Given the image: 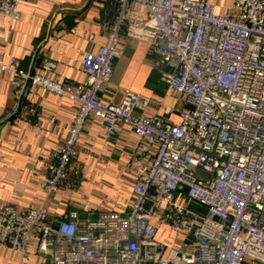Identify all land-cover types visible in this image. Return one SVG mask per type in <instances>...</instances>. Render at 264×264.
I'll use <instances>...</instances> for the list:
<instances>
[{"label": "built area", "instance_id": "1", "mask_svg": "<svg viewBox=\"0 0 264 264\" xmlns=\"http://www.w3.org/2000/svg\"><path fill=\"white\" fill-rule=\"evenodd\" d=\"M22 1L0 0V16L18 20ZM110 2L104 43L81 52L80 83L52 79L50 58L27 72L0 54V72L14 88L27 84L76 104L51 161L33 160L40 202L0 205V249L32 252L40 264H264V0H233L224 14L207 0ZM124 36L146 41L148 64L181 105L179 122L147 113L150 98L127 89L118 102L101 98ZM94 114L106 142L123 128L138 138L125 214L47 206L74 188L78 141ZM161 227L182 237L168 246L158 239Z\"/></svg>", "mask_w": 264, "mask_h": 264}, {"label": "crops", "instance_id": "2", "mask_svg": "<svg viewBox=\"0 0 264 264\" xmlns=\"http://www.w3.org/2000/svg\"><path fill=\"white\" fill-rule=\"evenodd\" d=\"M207 1L220 14L226 13L233 3V0ZM18 8L21 12L18 20L0 16V54L5 59H17L27 72L39 71L41 61L50 58L57 62L56 70L49 75L52 79L82 82L81 52L94 51L104 43L100 24L115 13L110 0H26ZM122 50L101 98L118 102L122 91L127 89L150 98L147 113L179 122L181 105L167 92L158 70L149 65L146 41L124 36ZM11 77L0 72V205L10 201L25 208L39 203L43 197L39 182L31 173L33 160L36 156L38 167L51 161L49 153L66 137L76 104L27 84L14 88ZM137 141L129 128H123L118 136L106 142L99 117L95 114L89 117L76 149L79 177L75 178L74 188L56 193L47 206L59 212L76 209L80 213L91 207L94 216L106 209L127 213L133 202L137 156L132 148ZM181 237L164 227L158 232V239L168 246ZM40 263L41 258L32 252L22 255L0 249V264Z\"/></svg>", "mask_w": 264, "mask_h": 264}, {"label": "rangeland", "instance_id": "3", "mask_svg": "<svg viewBox=\"0 0 264 264\" xmlns=\"http://www.w3.org/2000/svg\"><path fill=\"white\" fill-rule=\"evenodd\" d=\"M190 207H191L192 209H194V210H201V211H204V208H202V207H200V206H198V205H196V204H194V203H191V204H190Z\"/></svg>", "mask_w": 264, "mask_h": 264}]
</instances>
